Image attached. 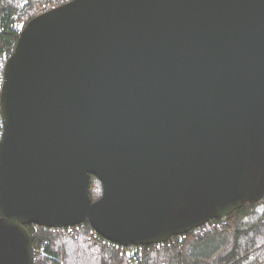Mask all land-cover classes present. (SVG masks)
I'll use <instances>...</instances> for the list:
<instances>
[{"label": "water", "instance_id": "obj_1", "mask_svg": "<svg viewBox=\"0 0 264 264\" xmlns=\"http://www.w3.org/2000/svg\"><path fill=\"white\" fill-rule=\"evenodd\" d=\"M0 264L28 225L162 244L264 199V0H72L1 91ZM91 176L103 185L90 195Z\"/></svg>", "mask_w": 264, "mask_h": 264}, {"label": "trees", "instance_id": "obj_2", "mask_svg": "<svg viewBox=\"0 0 264 264\" xmlns=\"http://www.w3.org/2000/svg\"><path fill=\"white\" fill-rule=\"evenodd\" d=\"M56 1L0 0V83L24 27L39 16L42 3L50 6ZM102 194L101 181L91 176L93 201ZM245 221L251 225L243 227ZM84 224L73 232L26 226L33 239V264H264V199L211 221L203 227L202 235L193 230L151 246L120 247L100 235L92 243L93 229L88 222Z\"/></svg>", "mask_w": 264, "mask_h": 264}, {"label": "built area", "instance_id": "obj_3", "mask_svg": "<svg viewBox=\"0 0 264 264\" xmlns=\"http://www.w3.org/2000/svg\"><path fill=\"white\" fill-rule=\"evenodd\" d=\"M70 1L71 0H65V2L64 1L60 2L58 0V1L54 2V6L51 9H54V8L60 6V5L68 3ZM51 9H49L46 4L42 3L40 5L39 12H40V14H44V13L48 12ZM3 82H4V78L1 79V83H0V142L2 140L3 133H4L3 117H2V113H1V91H2ZM84 227H85V224L83 223V224L77 225L75 227H69L68 229L70 230V232H73L74 230L75 231H79V230L83 229ZM196 230L198 231L199 235H202L203 234L202 230H204V228L202 227V228H199V229H196ZM97 236H98V234L93 230V234L90 235L89 240L92 243H95V242H97Z\"/></svg>", "mask_w": 264, "mask_h": 264}, {"label": "rangeland", "instance_id": "obj_4", "mask_svg": "<svg viewBox=\"0 0 264 264\" xmlns=\"http://www.w3.org/2000/svg\"><path fill=\"white\" fill-rule=\"evenodd\" d=\"M54 6V3L53 4H51L50 6H48V8L50 9V8H52ZM262 205V204H261ZM260 209V207L258 208V210ZM257 214V213H256ZM251 225V223L250 222H248V221H245L244 223H243V227H247V226H250ZM131 253H133L134 252V249L133 250H131L130 251Z\"/></svg>", "mask_w": 264, "mask_h": 264}, {"label": "clouds", "instance_id": "obj_5", "mask_svg": "<svg viewBox=\"0 0 264 264\" xmlns=\"http://www.w3.org/2000/svg\"><path fill=\"white\" fill-rule=\"evenodd\" d=\"M72 1V0H71ZM61 6V5H60ZM51 9V8H50ZM50 11V10H49ZM40 15V14H39Z\"/></svg>", "mask_w": 264, "mask_h": 264}]
</instances>
